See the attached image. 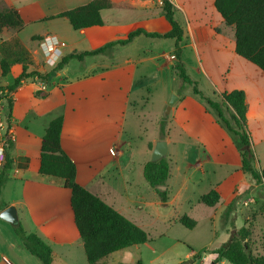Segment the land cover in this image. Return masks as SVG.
I'll use <instances>...</instances> for the list:
<instances>
[{"label": "crops", "instance_id": "1", "mask_svg": "<svg viewBox=\"0 0 264 264\" xmlns=\"http://www.w3.org/2000/svg\"><path fill=\"white\" fill-rule=\"evenodd\" d=\"M91 1L0 0V11L15 8L23 20L20 29L5 28L1 31L0 43L13 36L18 37L30 51L37 69L49 73L56 65L46 63L40 48V39L45 36L53 35L66 43L62 47L61 61L73 53L125 40L138 29L157 33H166L171 29L162 11L161 0H110L112 6L101 12L102 24L79 30L74 29L68 19L59 16ZM171 1L176 8L175 18L184 30V38L179 45H176L175 39L166 38L172 39V43L162 48L161 40L165 38L142 33L130 42L116 44L105 52L88 55L81 60L70 59L45 82L46 90H41V80L35 77L23 81L11 92L15 135L8 151L13 167L1 188L0 212L10 205L16 206L25 231L36 233L51 246L53 264L89 263L75 223L70 190L63 186L61 178L42 175L36 169L42 138L50 121L63 117L61 144L76 164L77 182L125 215L128 203L133 201L135 177L140 173L144 176V165L149 161L147 158L160 139L168 143L166 159L170 164L169 177L171 175L172 165L167 157L173 143L169 132L165 130L163 135L160 124L155 137L145 146L149 157L138 161L139 155L130 141L132 133L127 129L128 114H137L135 110L145 103L152 86L159 83L162 71H174L177 75L169 56L177 60L176 52L180 49L188 74L198 87L202 88V81H208L213 88L208 90H217L213 91L215 97L229 92L225 74L232 63L237 61L242 64L241 56L235 51L233 29L224 23L215 8V0ZM20 70L21 66L16 65L8 75L2 76L0 68V86L11 85ZM178 85L175 83L169 87V95L178 94ZM243 89L249 114L252 111L249 95L246 88ZM193 95L203 100L194 92ZM185 153V182L194 184L192 177L204 171L209 159L202 158L200 154L191 156L187 151ZM167 180L165 189L169 191ZM251 184L248 183L244 189L234 187L228 204L233 201L236 190L241 193ZM212 189L217 190L210 187ZM168 196L165 205L172 202L170 192ZM217 204L210 207L214 208ZM210 216L214 217V213ZM180 217L176 216L175 220L179 222ZM123 250L112 254H126L121 252ZM197 252L190 247L185 257L194 256ZM216 256L215 253L205 252L200 260ZM105 258L102 262L107 264ZM115 263L119 262L112 264ZM223 263L231 264L225 259ZM0 264H43L26 248L22 238L16 234L14 224L2 218Z\"/></svg>", "mask_w": 264, "mask_h": 264}, {"label": "rangeland", "instance_id": "2", "mask_svg": "<svg viewBox=\"0 0 264 264\" xmlns=\"http://www.w3.org/2000/svg\"><path fill=\"white\" fill-rule=\"evenodd\" d=\"M161 43L162 48H166L172 39H162ZM169 57L173 65L176 60L171 55ZM240 60L241 65L235 60L225 74L229 81L226 87L229 92L243 87L248 91L252 111L247 114L246 125L254 152L253 165L261 171L264 169V75L255 64L243 57ZM175 83L179 84V95H169V87ZM182 84L174 71H162L159 83L152 86L145 103L135 110L137 114H128L127 129L132 133L130 141L139 155L138 161L149 157L145 146L164 122L173 143L167 157L172 165L167 180L172 202L168 205L162 203L145 177L141 173L136 176L132 188L133 201L128 203L129 208L124 214L142 227L151 240L121 251L126 254L107 256V264H136L138 260L144 264H221L222 260L214 262L216 257L200 260L201 257L195 256L186 258L185 254L190 247L196 252L204 247L218 248L228 241L235 229L237 232L244 226L251 231L248 243L252 252L255 255L264 254V181L258 182L241 170L238 139L217 122V114L204 100L193 95L192 85L185 84L181 88ZM210 87L208 81H202L200 88L207 97L219 100L213 92L217 90L210 91ZM173 94L177 95V99L169 108ZM224 110L225 116L232 121V109L224 107ZM186 151L191 156L200 154L202 158L209 159L204 171L192 177L194 184L185 182L183 165ZM147 159L151 160L152 154ZM248 183H252L248 189L241 193L236 190L233 194V211L227 218L225 211L232 190L236 186L244 189ZM210 187L216 188L221 195L214 208L201 201V196L209 192ZM212 212L214 217L210 216ZM178 215H187L198 222L193 228H188L175 220Z\"/></svg>", "mask_w": 264, "mask_h": 264}, {"label": "trees", "instance_id": "3", "mask_svg": "<svg viewBox=\"0 0 264 264\" xmlns=\"http://www.w3.org/2000/svg\"><path fill=\"white\" fill-rule=\"evenodd\" d=\"M162 11L171 24V29L166 33L147 32L138 29L131 32L127 39L108 43L100 48L82 53L70 54L59 61L49 72L44 73L37 69V64L28 48L16 36L3 40L0 43V68L1 75L6 76L16 65L21 66L19 74L14 82L6 87L0 86V90H6L0 98L4 103V113L8 121L12 120L13 98L10 93L19 87L23 81L39 78L45 82L49 80L57 70L61 69L70 59H83L88 55L105 52L116 44H126L133 37L144 33L152 37L175 39L176 45L184 38V30L175 18V6L171 0H161ZM215 8L222 16L224 23L231 27L235 38L236 54L255 64L264 74V0H215ZM110 0H92L88 4L67 10L59 14L68 19L76 30L100 25L103 23L101 12L110 8ZM23 20L15 8H6L0 11V32L5 28L20 29ZM177 60L173 69L182 81L181 88L185 84L193 86L194 94L203 99L217 114V121L221 123L239 142L241 155V170L250 174L258 182L264 181V169L258 171L254 165V152L251 147V137L247 130L246 119L248 103L246 93L242 89H234L223 92L219 100L207 97L198 87L195 80L188 74L181 58L180 49L176 52ZM224 107L232 109L231 120L225 116ZM63 117L52 119L45 130L41 142L40 157L36 163L38 173L46 176L61 178L63 186L71 192V207L80 237L83 241L84 250L89 264H104L102 260L115 251L129 248L150 241L147 232L125 215L105 202L100 196L93 193L77 182V168L75 162L64 151L61 144ZM161 132L165 135V124H161ZM13 167V159L10 152L0 166V194L1 188ZM170 174V164L166 157L158 160H149L144 165V177L148 184L158 193L162 203L169 199L168 189H161L165 185ZM220 193L212 189L201 196V201L214 206L220 201ZM233 201L228 204L225 215L228 218L233 211ZM179 222L188 228L196 225V220L183 215ZM16 234L22 238L26 248L37 256L43 264H53V250L39 235L34 232H26L23 225L18 221L14 225ZM251 231L242 227L237 232H232L228 241L215 249L206 247L198 251L194 256L201 257L202 253L211 252L217 254L214 262L223 259L231 264H264V254L255 255L250 249L248 237ZM115 264H129L119 262ZM136 264H144L138 260Z\"/></svg>", "mask_w": 264, "mask_h": 264}, {"label": "built area", "instance_id": "4", "mask_svg": "<svg viewBox=\"0 0 264 264\" xmlns=\"http://www.w3.org/2000/svg\"><path fill=\"white\" fill-rule=\"evenodd\" d=\"M39 44L43 54L46 57V63L55 66L62 56V47H64L66 43L58 39L56 36L48 35L40 39ZM46 89L47 84L45 83V81L41 80V90ZM5 91V89L0 90V96ZM14 135L15 130L12 124V120L11 122L8 121V118L4 113L3 100L0 98V165L4 162L6 153L11 148L12 142L14 140ZM110 151L114 153L112 149Z\"/></svg>", "mask_w": 264, "mask_h": 264}, {"label": "water", "instance_id": "5", "mask_svg": "<svg viewBox=\"0 0 264 264\" xmlns=\"http://www.w3.org/2000/svg\"><path fill=\"white\" fill-rule=\"evenodd\" d=\"M177 99V95L173 94V97L170 101L169 104V108L170 106L174 103V101ZM168 154V143L165 139H160L158 140L155 145L154 148L152 150V161H158L164 157H166ZM161 189H165L166 186L165 185H161L159 186ZM0 218L10 222L11 224H16L19 221L18 218V213H17V208L14 205H10L8 207H6L5 209H3L0 212ZM192 261V260H190Z\"/></svg>", "mask_w": 264, "mask_h": 264}]
</instances>
